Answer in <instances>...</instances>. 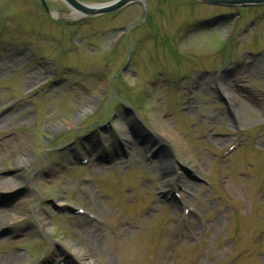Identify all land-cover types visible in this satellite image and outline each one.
I'll use <instances>...</instances> for the list:
<instances>
[{"label": "rangeland", "instance_id": "rangeland-1", "mask_svg": "<svg viewBox=\"0 0 264 264\" xmlns=\"http://www.w3.org/2000/svg\"><path fill=\"white\" fill-rule=\"evenodd\" d=\"M70 10L0 0V264H264V5Z\"/></svg>", "mask_w": 264, "mask_h": 264}, {"label": "water", "instance_id": "water-1", "mask_svg": "<svg viewBox=\"0 0 264 264\" xmlns=\"http://www.w3.org/2000/svg\"><path fill=\"white\" fill-rule=\"evenodd\" d=\"M71 8L78 10L83 15L87 16H96L100 14H112L118 12L133 3H138L144 0H117L110 4H104L99 6H87L80 3L77 0H63ZM209 5H218V6H229V7H246V6H258L264 5V0H197ZM47 9V8H46ZM48 10V9H47Z\"/></svg>", "mask_w": 264, "mask_h": 264}, {"label": "bare ground", "instance_id": "bare-ground-1", "mask_svg": "<svg viewBox=\"0 0 264 264\" xmlns=\"http://www.w3.org/2000/svg\"><path fill=\"white\" fill-rule=\"evenodd\" d=\"M70 15L75 17V18H79L81 17L84 13L78 11V10H75L73 8H71L70 10ZM7 105V104H6ZM4 105V106H6ZM134 121L131 119L129 121V124L127 122H124L122 125H120L118 128L122 129L124 131L122 137H123V141L125 143L131 141V137H130V127L134 125L133 123ZM67 126L71 125V123H66ZM171 137V136H170ZM173 139V137H171ZM126 144L128 147L130 146V144ZM17 164H21V162H17ZM168 183H172V179L171 181H168ZM16 183L15 181L13 180H10V181H4V182H1L0 183V192H10V191H14L15 190V187H16ZM4 221H0V225L3 224ZM87 227L86 224H82V227ZM64 248L66 250H68V253L73 256V258L71 257V259L73 260V262L75 261L76 263H79V264H94L92 261H90L89 257H88V254L82 250V249H79L77 246H72V245H65Z\"/></svg>", "mask_w": 264, "mask_h": 264}, {"label": "flooded vegetation", "instance_id": "flooded-vegetation-1", "mask_svg": "<svg viewBox=\"0 0 264 264\" xmlns=\"http://www.w3.org/2000/svg\"><path fill=\"white\" fill-rule=\"evenodd\" d=\"M44 8V7H43ZM44 11L46 12V14H48L50 17H52V12L49 10V12L46 10V8H44Z\"/></svg>", "mask_w": 264, "mask_h": 264}]
</instances>
